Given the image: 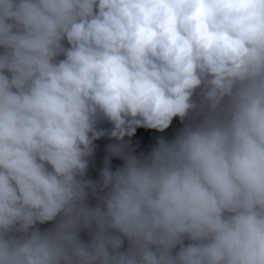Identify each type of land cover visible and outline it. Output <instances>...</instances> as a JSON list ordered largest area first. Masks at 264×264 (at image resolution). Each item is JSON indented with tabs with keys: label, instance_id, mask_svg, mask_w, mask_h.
<instances>
[{
	"label": "clouds",
	"instance_id": "clouds-1",
	"mask_svg": "<svg viewBox=\"0 0 264 264\" xmlns=\"http://www.w3.org/2000/svg\"><path fill=\"white\" fill-rule=\"evenodd\" d=\"M0 264H264V0H0Z\"/></svg>",
	"mask_w": 264,
	"mask_h": 264
},
{
	"label": "trees",
	"instance_id": "trees-1",
	"mask_svg": "<svg viewBox=\"0 0 264 264\" xmlns=\"http://www.w3.org/2000/svg\"><path fill=\"white\" fill-rule=\"evenodd\" d=\"M101 126L105 128L110 127V125H108L106 122ZM181 127L182 124L179 119L174 118L169 128L166 129L163 133L157 132L153 129L138 128L132 137H125V140L129 142L131 150L134 151L136 155L147 154L155 145L157 137L163 136L166 139L170 140ZM112 142L113 141L109 140V138L106 136L94 141L96 147L94 150V154L89 161V168L87 172V177L89 179H92L93 181L98 179L99 171L104 166V157L105 155H107L106 145ZM122 164L123 161L119 158H110V166L113 171H115L118 166H122ZM89 202L94 204L95 200L89 197ZM39 227H41V229H44L50 227V224L40 225ZM81 238L87 240L89 237L86 232H81ZM124 247H126V241L124 243Z\"/></svg>",
	"mask_w": 264,
	"mask_h": 264
}]
</instances>
